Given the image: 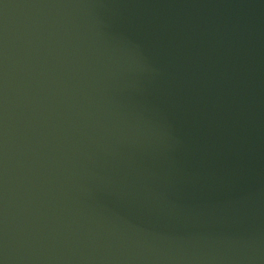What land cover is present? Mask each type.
<instances>
[{"label":"water","instance_id":"1","mask_svg":"<svg viewBox=\"0 0 264 264\" xmlns=\"http://www.w3.org/2000/svg\"><path fill=\"white\" fill-rule=\"evenodd\" d=\"M0 264H264V0H0Z\"/></svg>","mask_w":264,"mask_h":264}]
</instances>
